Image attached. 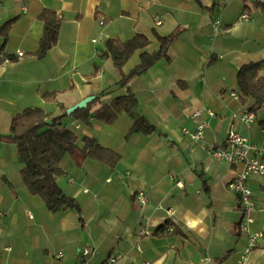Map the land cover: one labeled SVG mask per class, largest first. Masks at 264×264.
<instances>
[{
  "label": "crops",
  "instance_id": "obj_1",
  "mask_svg": "<svg viewBox=\"0 0 264 264\" xmlns=\"http://www.w3.org/2000/svg\"><path fill=\"white\" fill-rule=\"evenodd\" d=\"M200 3L0 0V28L10 21L6 38L0 33V57H13L0 61V135H7L12 118L27 108H42L51 120L87 97L99 96L92 110L128 91L138 103L137 112H120L111 124L92 116L88 122L62 119L78 137H93L120 155L114 168L80 151L62 158L57 182L77 201L79 213H53L32 195L22 181L15 144L0 138V264H78L84 247L95 250L90 264H105L115 255L120 256L115 264H238L246 237L239 230V197L227 183L241 167L214 158L205 147L225 149L233 129L264 148L261 114L254 113L255 121L245 126L233 115L248 111L251 102L231 97L238 69L264 61V11L250 0H223L210 14L203 8L213 0ZM43 9L55 12L60 30L57 44L37 59L32 54L43 31L37 18ZM215 19L220 28L214 36ZM176 31L168 60H157L126 87L100 95L120 78L101 54L108 39L142 34L150 40L126 62L122 72L128 73L143 51L158 49V36ZM50 92L54 98L43 100ZM206 109L214 116L194 118ZM139 115L155 131L127 136ZM203 118L208 126L202 142L190 141L182 129H195ZM248 185L259 209L252 227L264 232V176H250ZM137 191L145 193L144 204ZM166 222L173 227L160 234ZM249 264H264V235Z\"/></svg>",
  "mask_w": 264,
  "mask_h": 264
},
{
  "label": "trees",
  "instance_id": "obj_2",
  "mask_svg": "<svg viewBox=\"0 0 264 264\" xmlns=\"http://www.w3.org/2000/svg\"><path fill=\"white\" fill-rule=\"evenodd\" d=\"M192 1L201 5L200 0ZM253 2L264 11V0H254ZM222 5H224L223 0H213L210 7L203 9L213 14L214 10L219 9ZM37 18L43 25V31L38 48L32 56L42 59L57 44L60 21L55 12L49 9H43ZM9 25L10 21L0 28V33L4 38H6ZM177 35L176 31L167 36H158V49L152 53L143 51L140 54L139 64L128 73H123L122 68L136 51L145 49L150 40L142 34H136L125 41L108 39L101 54L110 59L120 78L115 87L102 91L100 95L114 93L126 87L138 71L146 70L157 60L161 58L168 60V47ZM6 58L10 61L13 60V57L9 55L0 57V61ZM236 85L237 99L243 104L250 101L251 107L248 111L260 113L262 116L260 123L264 125V61L241 66L236 74ZM54 96V92L41 95L42 99L47 101L52 100ZM98 99L99 96L95 98V100ZM95 100L70 114H66L64 111L61 115L53 116L50 124L47 123L49 115L42 108H27L12 118L9 133L0 135V138L10 141L16 146L18 162L21 165L20 174L25 187L32 195L40 197L46 208L53 213L67 209L80 212L77 201L67 196L57 182L62 173L60 162L65 155H73L80 151L87 158L109 168H114L120 160L118 153L103 147L95 138L78 137L64 125L62 119L73 116L75 119L88 122L92 116L98 121L111 124L120 112L132 114L137 112V99L132 92L128 91L125 95H118L111 102L101 104L92 110ZM154 131V125L139 115L132 123L127 136L133 133L151 134ZM169 225L172 226L167 222L164 223L158 230L160 234H164L163 232Z\"/></svg>",
  "mask_w": 264,
  "mask_h": 264
},
{
  "label": "built area",
  "instance_id": "obj_3",
  "mask_svg": "<svg viewBox=\"0 0 264 264\" xmlns=\"http://www.w3.org/2000/svg\"><path fill=\"white\" fill-rule=\"evenodd\" d=\"M254 1V0H250ZM247 15L242 14L241 20H246ZM161 20L156 17L155 24L159 25ZM100 24H103V20H100ZM214 36L218 33L220 28V22L215 19L212 22ZM21 52L17 53V56L21 57ZM233 99H237L236 94H231ZM194 118L200 117H213L214 113L211 110H198L193 114ZM245 126L249 127L256 119L253 112L244 111L241 114L233 115ZM206 118L201 119L195 129L189 130L187 128L182 129V133L190 141L202 142L204 138V131L208 126ZM261 136L264 140V125L260 128ZM225 149L217 148L213 145H207L205 148L207 152L214 158L224 161L230 165L240 166L236 176L227 183V189L236 193L239 197V204L242 210V219L239 223V230L246 237V246L238 256V264H249L250 254L257 247L259 241L263 237L264 232L262 230L253 229L254 224L253 213L258 211V207L255 205L252 199V192L248 185V179L250 176H264V148L252 143L246 137L240 135L237 131L229 129L225 138ZM137 201L140 204H144L146 201V195L143 191H137ZM169 211L172 212L170 209ZM1 215V213H0ZM168 231H172L170 227ZM95 250L92 247H84L79 250V262L78 264H90V259ZM61 256V255H58ZM120 259L119 255L110 256L106 259L105 264H115Z\"/></svg>",
  "mask_w": 264,
  "mask_h": 264
},
{
  "label": "water",
  "instance_id": "obj_4",
  "mask_svg": "<svg viewBox=\"0 0 264 264\" xmlns=\"http://www.w3.org/2000/svg\"><path fill=\"white\" fill-rule=\"evenodd\" d=\"M141 72H142V70H141V71H138V73H141ZM93 98H94V97H87V98L83 99L82 101L76 103L74 106H72V107H70V108H68V109L66 110V114H70V113H72V112H73L74 110H76V109H82V108L86 107V105H87V104H88ZM47 123L50 124V123H51V120H47Z\"/></svg>",
  "mask_w": 264,
  "mask_h": 264
},
{
  "label": "rangeland",
  "instance_id": "obj_5",
  "mask_svg": "<svg viewBox=\"0 0 264 264\" xmlns=\"http://www.w3.org/2000/svg\"><path fill=\"white\" fill-rule=\"evenodd\" d=\"M62 113L64 112L63 110L61 111ZM73 117V116H72ZM66 118V117H65ZM74 118V117H73ZM264 235V234H263ZM262 239V238H261Z\"/></svg>",
  "mask_w": 264,
  "mask_h": 264
}]
</instances>
